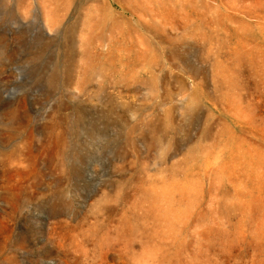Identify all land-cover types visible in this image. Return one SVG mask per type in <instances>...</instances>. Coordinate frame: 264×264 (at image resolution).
I'll return each instance as SVG.
<instances>
[{
	"label": "rangeland",
	"instance_id": "obj_1",
	"mask_svg": "<svg viewBox=\"0 0 264 264\" xmlns=\"http://www.w3.org/2000/svg\"><path fill=\"white\" fill-rule=\"evenodd\" d=\"M0 264H264V0H0Z\"/></svg>",
	"mask_w": 264,
	"mask_h": 264
}]
</instances>
